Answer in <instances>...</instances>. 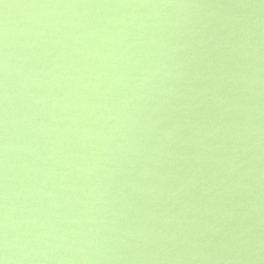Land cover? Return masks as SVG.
Instances as JSON below:
<instances>
[{"label":"water","instance_id":"water-1","mask_svg":"<svg viewBox=\"0 0 264 264\" xmlns=\"http://www.w3.org/2000/svg\"><path fill=\"white\" fill-rule=\"evenodd\" d=\"M5 254L264 264V0H0Z\"/></svg>","mask_w":264,"mask_h":264},{"label":"clouds","instance_id":"clouds-1","mask_svg":"<svg viewBox=\"0 0 264 264\" xmlns=\"http://www.w3.org/2000/svg\"><path fill=\"white\" fill-rule=\"evenodd\" d=\"M173 133H174V129H166L162 131L161 135L163 138L169 139L171 138ZM6 147L7 145H5V148ZM4 248H5V252H7V248H8L7 240H5L4 242ZM0 264H9V258L6 254L3 257H0Z\"/></svg>","mask_w":264,"mask_h":264}]
</instances>
